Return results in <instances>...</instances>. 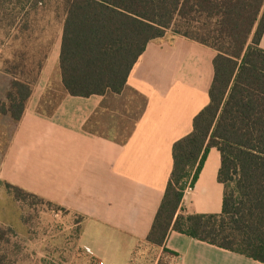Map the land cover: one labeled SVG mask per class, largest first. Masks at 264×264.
Masks as SVG:
<instances>
[{"label":"crops","instance_id":"crops-1","mask_svg":"<svg viewBox=\"0 0 264 264\" xmlns=\"http://www.w3.org/2000/svg\"><path fill=\"white\" fill-rule=\"evenodd\" d=\"M7 20L0 47L17 76L7 79L0 104L15 79L31 93L0 157V181L79 216L81 243L108 264H127L162 202L173 144L209 102L216 53L169 31L146 46L121 94L72 97L57 68L63 17L25 7ZM219 168V152L210 148L181 212L221 213ZM164 247L178 255L174 264H264L176 232Z\"/></svg>","mask_w":264,"mask_h":264},{"label":"trees","instance_id":"trees-1","mask_svg":"<svg viewBox=\"0 0 264 264\" xmlns=\"http://www.w3.org/2000/svg\"><path fill=\"white\" fill-rule=\"evenodd\" d=\"M48 2L0 0V30L6 40L8 13L25 7L62 16L57 68L72 97L121 94L146 46L169 31L215 51L209 102L172 146V171L144 242L161 249L157 264L178 256L164 247L170 232L264 263V0H56V11L45 10ZM16 72L8 71L14 78ZM30 93L13 80L0 113L19 122ZM210 148L220 155L221 213L184 214L185 189ZM4 187L16 201L34 197Z\"/></svg>","mask_w":264,"mask_h":264},{"label":"rangeland","instance_id":"rangeland-1","mask_svg":"<svg viewBox=\"0 0 264 264\" xmlns=\"http://www.w3.org/2000/svg\"><path fill=\"white\" fill-rule=\"evenodd\" d=\"M43 5L55 10L56 0ZM1 39L3 37L1 36ZM7 54L0 47V95L4 97L12 74ZM9 116L0 115V157L14 130ZM0 181V264H99L107 263L95 257L80 241L82 220L75 214L62 211L39 197L16 201ZM126 256L125 252H120ZM160 249L145 242L137 243L127 264H157ZM114 260L109 264H121ZM161 264H174L164 256Z\"/></svg>","mask_w":264,"mask_h":264},{"label":"built area","instance_id":"built-area-1","mask_svg":"<svg viewBox=\"0 0 264 264\" xmlns=\"http://www.w3.org/2000/svg\"><path fill=\"white\" fill-rule=\"evenodd\" d=\"M191 189H192L191 187L187 186L186 189H185V193H186V192H190ZM99 264H103V263H99Z\"/></svg>","mask_w":264,"mask_h":264}]
</instances>
